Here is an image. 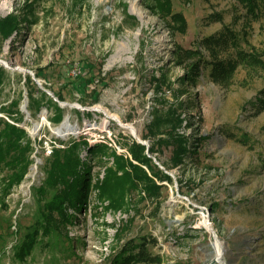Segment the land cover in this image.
I'll return each instance as SVG.
<instances>
[{"label":"rangeland","instance_id":"374dc122","mask_svg":"<svg viewBox=\"0 0 264 264\" xmlns=\"http://www.w3.org/2000/svg\"><path fill=\"white\" fill-rule=\"evenodd\" d=\"M233 6V0H0V19L17 18L0 31V61L9 67L0 63V117L25 131L17 124L26 125L34 137L26 131L32 162L20 182L3 196L0 181V264H107L139 236L155 237L160 264H264V110L252 105L264 71L239 65L227 85L207 76L193 82L176 54L178 47L200 48V39L225 25L240 29ZM214 13L222 19L209 21ZM247 31L244 47L264 59V20ZM36 79L72 105H60ZM29 95L42 100L39 110ZM65 118L63 129L75 133L60 136L56 128ZM48 138L78 144L88 169H80L78 182L88 181V199L81 210L67 209L72 221L55 213L58 228L39 232L17 255L26 231L17 228L43 209L31 187L43 179L40 144ZM178 140L185 150L173 164Z\"/></svg>","mask_w":264,"mask_h":264},{"label":"trees","instance_id":"16d2710c","mask_svg":"<svg viewBox=\"0 0 264 264\" xmlns=\"http://www.w3.org/2000/svg\"><path fill=\"white\" fill-rule=\"evenodd\" d=\"M233 1L232 23H240V29L236 30L225 25L218 32L200 39V48L181 49L178 47L176 49L177 57L180 59L179 64L185 62L184 65L187 66L188 77L186 78L189 80L198 82L200 77L207 76L214 83L227 85L239 65L264 71L262 53L252 49L247 50L244 47V44L248 41L247 28H250L253 21L264 20V0ZM176 16H178L177 19L181 18L183 25H185L184 18L182 19L179 14H176ZM221 19L220 13L209 16V21H219ZM16 22L17 18L13 14L0 19V31L4 32L15 27ZM203 50L207 51L208 55L204 54ZM84 71L88 75L91 74L90 66L86 67ZM67 82L72 83L73 81L68 80ZM1 83L2 74H0V85ZM41 93L46 97L43 91ZM54 95L59 100H64L60 91L55 92ZM28 97L31 99L32 109L39 110L40 106L35 104L40 103L42 100L31 95ZM47 99L51 100L50 97ZM15 104L16 102L12 103V105ZM252 105L257 108L256 112L264 110V83ZM55 110L61 111L60 107H56ZM5 112L8 116L14 118L10 114L11 111L6 110ZM59 116L58 114V118L56 115L53 119L58 120ZM176 145L178 148L171 158L173 164L181 162L182 152L185 150V145L180 140L177 141ZM31 151V139L27 132L0 117V181H2L1 191L3 196L7 194L13 185L19 183L28 171V167L32 162L30 158ZM79 154L78 144L74 142L63 147H56L49 156L44 157L43 179L38 187H31V190L36 188V193L40 194L37 201H44L43 209L38 215H34L30 225L17 228L18 232L23 228L26 229L15 245L17 255H21L20 252L22 251L31 249L39 232L44 235L58 228L54 220L55 213L64 222H69L72 221L73 215L67 209L71 207L81 210L83 204H86L89 183L88 181L81 184L78 182L79 171L81 168H85L86 161L82 160ZM163 177L169 179L167 174H163ZM156 243L157 240L152 236L133 237L121 245L107 264H160L161 256L152 251L151 248Z\"/></svg>","mask_w":264,"mask_h":264},{"label":"built area","instance_id":"2783aa9c","mask_svg":"<svg viewBox=\"0 0 264 264\" xmlns=\"http://www.w3.org/2000/svg\"><path fill=\"white\" fill-rule=\"evenodd\" d=\"M72 74L75 76H77V74H78V71H77V69H75V67L72 69ZM69 124L73 125L76 128L78 123L76 122L75 124H72L71 122H69ZM17 125L24 127L30 135L33 134L28 130V127L26 125L21 124V123H18ZM72 133H75V132H72V131L66 132V130L62 129L60 136H68ZM58 136H59V134H58ZM32 138H34V137L32 136ZM59 146L63 147V145L60 144L59 141L57 143L56 140H54L52 138H48V139L44 140L43 143L40 144V150H41V153L43 154V156H49L52 153L53 149L56 147H59ZM37 152H38V148L35 146L32 154H31L32 158L34 159L35 164L38 162Z\"/></svg>","mask_w":264,"mask_h":264},{"label":"bare ground","instance_id":"6f19581e","mask_svg":"<svg viewBox=\"0 0 264 264\" xmlns=\"http://www.w3.org/2000/svg\"><path fill=\"white\" fill-rule=\"evenodd\" d=\"M117 120L122 126H124V127L128 128L129 130H131V132L134 134V136L139 137L137 131L135 130V128L133 127L132 124L123 123V122L120 121V119H117ZM66 123H67V118L64 119V122H63L61 128L60 127L56 128V131L60 132V130L63 129V125H66ZM63 130H65V129H63ZM207 226H209V225L207 224ZM217 256H219V253L215 257H217Z\"/></svg>","mask_w":264,"mask_h":264},{"label":"water","instance_id":"95a60500","mask_svg":"<svg viewBox=\"0 0 264 264\" xmlns=\"http://www.w3.org/2000/svg\"><path fill=\"white\" fill-rule=\"evenodd\" d=\"M0 63L2 64V65H4V63L2 62V61H0ZM4 66H6V65H4ZM6 67H8V66H6ZM9 68V67H8ZM36 82L38 83V85L48 94V95H50L51 97H53V99L55 100V101H57L60 105H72V104H69L68 102H66V101H61V100H59L55 95H54V93L53 92H51L50 90H47V89H45V88H43L42 86H41V84H40V82L36 79ZM211 262H215V260L214 259H212L211 260Z\"/></svg>","mask_w":264,"mask_h":264}]
</instances>
